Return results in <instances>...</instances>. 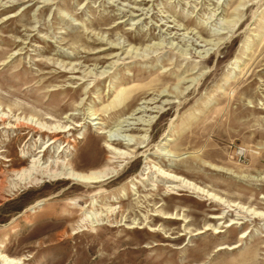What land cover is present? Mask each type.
I'll return each instance as SVG.
<instances>
[{"label": "rangeland", "instance_id": "374dc122", "mask_svg": "<svg viewBox=\"0 0 264 264\" xmlns=\"http://www.w3.org/2000/svg\"><path fill=\"white\" fill-rule=\"evenodd\" d=\"M0 110V253L18 264H264V0H0ZM19 117L65 132L41 152L51 135ZM111 137L133 139L124 157ZM58 155L114 175L15 180ZM159 168L233 210L210 218L224 206Z\"/></svg>", "mask_w": 264, "mask_h": 264}, {"label": "bare ground", "instance_id": "6f19581e", "mask_svg": "<svg viewBox=\"0 0 264 264\" xmlns=\"http://www.w3.org/2000/svg\"><path fill=\"white\" fill-rule=\"evenodd\" d=\"M167 95L168 94L166 92L161 94V96H167ZM166 102H170V101H166V100L163 101V103H166ZM152 110H153L152 108L151 109L142 108L138 112L145 114ZM7 119H8V116L5 113H2V111L0 110V120L5 122ZM17 122L18 124H21V125L22 124L29 125L41 135H44L45 133H48L51 135L50 141L46 143L45 148L44 149L42 148L43 150H41V152H46L49 148H51V146H56L57 143H59V141L62 138L61 134L59 135V133L65 132V130H53L51 128L49 129L48 127H46L45 124L38 122V120L35 121L34 119L27 120V119H23L19 117ZM147 122H149V119L146 120V118L139 116L138 118H136V122L134 123L129 122L128 120L122 121V123H120L119 129H120V132H132L134 130L139 129L137 125H150V122L149 123ZM127 140H128L127 144H130L133 139L132 138L121 139L119 137L118 138L111 137L109 138L110 143L108 145V149L115 155L118 154L119 155L118 157H124L126 153L119 152V150L113 147L112 145L114 143L120 144V145L125 144ZM48 162L49 163L45 164L44 162L41 161L40 158H34L30 166L24 167L20 171H15V176L17 177L15 178V180H18L19 182H22V183H27V182L28 183H31V182L38 183V182L43 181L42 178L49 177V178H55V180H73L77 183L85 184L88 186L89 185L93 186V184L95 183H102V182L107 181L109 178L113 177L114 175L113 174L109 176L110 172H108V170L105 168L104 169L103 168L91 169L89 171H79L76 169L73 162L70 161V159H68L66 156L63 157V156L58 155L56 159H54L53 161H48ZM215 169L219 170V168H216V167ZM118 170L119 169H113L112 172L114 173V172H117ZM158 171L159 172L157 173V175L165 180L169 193L179 195L182 193L181 191H185V190L192 191L199 195L206 196L207 199L211 200V202L216 205H219L222 207L224 206V211L213 214L210 217L212 219H223L225 213H227L226 215H228L233 210L232 207L235 206L233 203L232 204L228 203V201L225 200L224 198L217 196L210 190L199 186L198 184L186 179L183 176H180L178 174H172L168 172L167 170H162V168H159ZM7 190H8L7 178L5 175L1 174L0 175V201L6 199ZM241 208L243 212H250V209L246 208L243 205L241 206ZM253 214L255 217L262 216L261 214H258L257 211H254ZM158 216H161V215H158ZM162 218L171 219V220H180L181 216H179L178 213L169 214L166 212V215H163ZM95 221L96 220L94 219L93 214L91 212L86 213L85 217L82 219L83 225H81V227L85 228L88 225L94 226ZM235 223L237 222L233 221V224ZM208 228L209 227H207L206 229ZM218 231L219 230H216V232ZM199 232H203V231L199 230L197 233ZM0 260H2L4 264H18V261L16 259L11 258L8 255H5L3 253H0Z\"/></svg>", "mask_w": 264, "mask_h": 264}]
</instances>
